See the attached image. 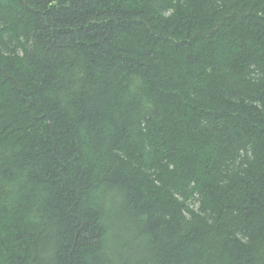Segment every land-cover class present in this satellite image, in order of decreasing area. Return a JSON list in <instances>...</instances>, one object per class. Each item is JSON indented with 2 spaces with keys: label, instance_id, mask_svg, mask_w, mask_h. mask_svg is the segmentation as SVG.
Here are the masks:
<instances>
[{
  "label": "trees",
  "instance_id": "1",
  "mask_svg": "<svg viewBox=\"0 0 264 264\" xmlns=\"http://www.w3.org/2000/svg\"><path fill=\"white\" fill-rule=\"evenodd\" d=\"M0 264H264V0H0Z\"/></svg>",
  "mask_w": 264,
  "mask_h": 264
}]
</instances>
